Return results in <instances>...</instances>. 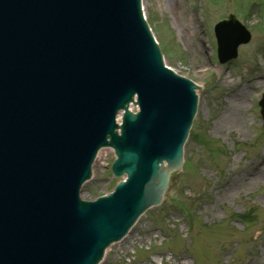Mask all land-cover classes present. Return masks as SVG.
I'll return each mask as SVG.
<instances>
[{"label":"water","instance_id":"water-1","mask_svg":"<svg viewBox=\"0 0 264 264\" xmlns=\"http://www.w3.org/2000/svg\"><path fill=\"white\" fill-rule=\"evenodd\" d=\"M230 20L222 63L250 40ZM195 89L165 68L142 0H0V264H99L182 167ZM104 147L128 179L82 200Z\"/></svg>","mask_w":264,"mask_h":264},{"label":"rangeland","instance_id":"rangeland-1","mask_svg":"<svg viewBox=\"0 0 264 264\" xmlns=\"http://www.w3.org/2000/svg\"><path fill=\"white\" fill-rule=\"evenodd\" d=\"M143 7L166 64L198 83V111L184 165L164 202L100 264H264V0H143ZM229 15L252 39L239 47L236 60L221 65L213 29ZM244 88L248 96L237 127L215 130L231 108L227 100ZM113 154L110 148L99 153L85 199L119 182L111 172Z\"/></svg>","mask_w":264,"mask_h":264},{"label":"bare ground","instance_id":"bare-ground-1","mask_svg":"<svg viewBox=\"0 0 264 264\" xmlns=\"http://www.w3.org/2000/svg\"><path fill=\"white\" fill-rule=\"evenodd\" d=\"M177 3V2H176ZM186 13H184V19L187 22V18H186ZM189 21L191 22L192 19V14L189 13ZM187 32V31H185ZM204 52L199 51L198 55L200 57L204 56ZM248 96V90L246 88L242 89V91L236 95H232L230 99L227 100L228 104L231 106V108L228 110V107L226 108V114H224L217 126L215 130H222L225 128H230L231 125H233L234 127H237V125L240 122L239 116L237 114V112H240L241 110L245 109V105H246V98ZM260 169V168H259ZM256 172V171H254ZM259 174H257L255 176V178H259Z\"/></svg>","mask_w":264,"mask_h":264}]
</instances>
